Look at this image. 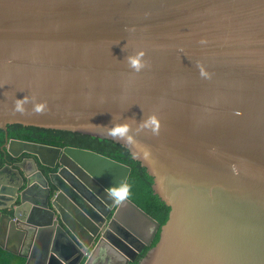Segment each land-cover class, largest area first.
I'll return each instance as SVG.
<instances>
[{"label":"water","instance_id":"1","mask_svg":"<svg viewBox=\"0 0 264 264\" xmlns=\"http://www.w3.org/2000/svg\"><path fill=\"white\" fill-rule=\"evenodd\" d=\"M14 124L121 143L171 208L161 226L124 197L131 168L109 157L7 137L13 158L57 168L22 246L41 264H130L159 230L139 264H264V0H0V128ZM10 194L1 223L25 213Z\"/></svg>","mask_w":264,"mask_h":264},{"label":"trees","instance_id":"2","mask_svg":"<svg viewBox=\"0 0 264 264\" xmlns=\"http://www.w3.org/2000/svg\"><path fill=\"white\" fill-rule=\"evenodd\" d=\"M7 137L9 139L24 140L57 147L74 146L88 149L130 167L131 172L126 182L123 196L133 201L148 215L158 221L161 226L167 222L171 208L154 193L153 177L149 175L147 169L140 161L133 158L130 150L121 143L115 142L112 139L100 138L79 132L23 126L21 124L8 125L7 132L0 128V168L4 165L7 158L18 160L7 155L2 149ZM159 238L160 230L152 245L147 247L139 255L138 259L130 264H139L148 251L157 244ZM7 259L5 255H2L1 260H3V264L10 263L9 259ZM14 259L16 258L14 257Z\"/></svg>","mask_w":264,"mask_h":264},{"label":"flooded vegetation","instance_id":"3","mask_svg":"<svg viewBox=\"0 0 264 264\" xmlns=\"http://www.w3.org/2000/svg\"><path fill=\"white\" fill-rule=\"evenodd\" d=\"M65 147L68 146H64L62 148ZM6 154L9 155L8 153ZM32 157L33 156L30 154H22L19 158H15L18 160H11L7 158L4 165L0 168V190L6 192L8 196L11 195L10 193L15 189H18L20 195L24 193V199L27 201V204L25 205L26 209H21V212L25 211V213L19 218L13 217L14 210H3L4 214H9L12 216V220H10L11 218L6 215L7 217L4 216V219H2L3 223L0 222V244L3 246H6L7 243L19 245V252H17L18 255L15 254L16 259L12 261V263L10 262L8 264H26L27 260L25 258L19 257V254H26L30 259V264H41L40 258L35 252L32 251V249L29 250L27 248H23L22 246L25 244L34 246V242L40 239L38 236L39 227H37V223L39 222L40 213L47 211L44 206L48 196V188L45 185V175L56 172L57 168L52 170L40 165V171H36L34 164L31 161ZM21 162H23L25 171L31 173V183L28 187L25 183L21 185V178L16 171L17 167L15 164ZM70 182L74 184L76 181L71 179ZM103 195L105 196L106 200L111 199L107 194ZM6 203V198L0 197V205H6ZM20 203L21 201L17 199L16 204ZM90 205L91 209L88 207L86 208L96 217L98 215H104V212L107 211V207L101 201L94 200V203H90ZM111 218L112 217H110L108 220ZM0 255L3 254L0 253ZM9 260L11 261V258Z\"/></svg>","mask_w":264,"mask_h":264},{"label":"crops","instance_id":"4","mask_svg":"<svg viewBox=\"0 0 264 264\" xmlns=\"http://www.w3.org/2000/svg\"><path fill=\"white\" fill-rule=\"evenodd\" d=\"M5 248L7 247L9 249L8 250H4L3 248H0V253H2L3 255H5L8 259H14V257L16 258L15 252H19V245H14L11 243H7L6 246H4ZM7 259V260H8ZM3 264V260L0 259V264Z\"/></svg>","mask_w":264,"mask_h":264}]
</instances>
